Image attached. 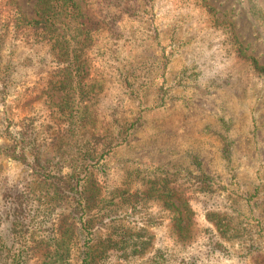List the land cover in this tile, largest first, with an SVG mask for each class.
I'll return each mask as SVG.
<instances>
[{
  "label": "rangeland",
  "instance_id": "obj_1",
  "mask_svg": "<svg viewBox=\"0 0 264 264\" xmlns=\"http://www.w3.org/2000/svg\"><path fill=\"white\" fill-rule=\"evenodd\" d=\"M40 1L0 0V146L11 144L7 129L30 120L43 158L68 173L95 146L65 100L82 99L83 108L94 98L93 115L116 134L137 119L128 141L90 175L93 264H144L156 250L167 264H264V77L251 62L264 67V0H75L82 9L88 1L95 40L71 86L64 82L71 69L51 45L10 19L14 8L35 18ZM109 11L119 15L111 20ZM14 188L30 195L28 264H82L75 199L49 204L40 179L4 154L0 264H14ZM174 209L183 212L186 233L174 231Z\"/></svg>",
  "mask_w": 264,
  "mask_h": 264
},
{
  "label": "trees",
  "instance_id": "obj_2",
  "mask_svg": "<svg viewBox=\"0 0 264 264\" xmlns=\"http://www.w3.org/2000/svg\"><path fill=\"white\" fill-rule=\"evenodd\" d=\"M10 14L12 16L10 19L15 30L18 31L22 28L25 31L33 32L39 42H47V44L51 45L52 51L60 62H65L68 65L66 73L67 69L71 70L66 74L67 81L64 82L71 86L72 82H75V79L83 74V69L88 64V58L84 56L83 52L90 48L95 40L94 37L88 34L93 29L91 25L95 19L94 17H89L88 1L86 2L85 8L82 9L75 0H41L35 18H26L18 8H14ZM117 15L119 14L110 11L106 14L108 18L113 17L114 19H116ZM103 21H106V19L104 18ZM64 33H87L88 35H83V38L81 36L71 38ZM1 47L0 40V87L5 81L2 72ZM251 62L254 70L264 77V67H261L255 59H251ZM69 81L72 82L69 83ZM130 90V94L135 93L136 88L134 84L130 86ZM93 100L94 98L88 101L89 104H86L83 108H81L82 99L79 101L70 98L63 102L66 104L63 108H66V111L69 110L70 115L73 114L72 118L74 120L76 119V122L79 121V125H83V128H85L84 125H87L85 131L89 136L88 139L90 138L89 143L93 142L95 146L93 148L94 151L86 154L85 160L82 161L83 163L81 165H71L68 173L64 172L65 167L60 161L43 158L38 132L30 120L15 123L16 133L7 129L8 137L11 138V144L0 146V154H4L16 162L26 164L34 175L40 179L43 184L42 189L46 190L45 196L50 199L49 204H54V197L60 199H75L76 208L82 213V218L77 219V216H74V225L73 223L72 225L74 226L76 237H80V235L84 236V241L81 245L78 243L77 248L79 257L82 258V264H93L96 258V248L93 245L95 241L91 238L93 235V220L90 217L94 207L92 194L95 189L90 186L92 183L90 175L102 167L103 159L114 148L128 141L129 136H131L129 132L135 130L137 126L136 119L132 125L125 130L123 128L117 134L116 130L111 131L108 128L109 131L113 132V134H109L102 118L98 115H93V113H97L93 108L95 105ZM74 111H76L75 115L73 113ZM90 112L92 116L88 115ZM26 122L29 124H26ZM117 122L119 121H115L116 124ZM124 126L126 127L127 123ZM99 145L102 146V151L99 155H95L96 148ZM226 151L229 153L230 147L225 148L224 153ZM12 190L10 193L11 205L9 207L12 213V221L9 229L12 245L9 252L12 255L14 264H28V259L33 250L31 240L34 235L32 232L34 223L33 212L29 209L30 204L28 203L30 201V195L27 196L26 190L19 191L16 188ZM172 205H169L168 208H172ZM173 211L171 213L176 216L175 220L177 221L174 231H178V234L186 233L187 227L182 226L184 224V219L182 218L183 212L180 213L178 209H174ZM186 211L188 218L191 212L187 209ZM208 218L213 222L216 218V213H210ZM216 224L218 223L215 222ZM62 226H64L63 219L60 220L59 228H63ZM217 228H219L218 225ZM179 238L183 239L180 236ZM137 246L140 247L139 244ZM145 262L144 264H167L162 250H156L153 256Z\"/></svg>",
  "mask_w": 264,
  "mask_h": 264
}]
</instances>
